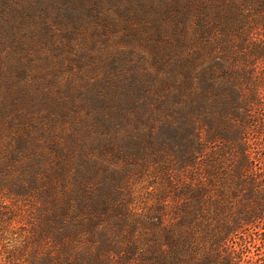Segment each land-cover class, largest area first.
<instances>
[{
	"label": "trees",
	"instance_id": "16d2710c",
	"mask_svg": "<svg viewBox=\"0 0 264 264\" xmlns=\"http://www.w3.org/2000/svg\"><path fill=\"white\" fill-rule=\"evenodd\" d=\"M57 24L69 41L79 33L93 44L106 41V65L119 75L104 78L95 93L74 92L85 94L89 118L76 112L82 101L74 100L77 95L53 106L47 94L40 105L53 108L60 124L52 131L37 102L29 112L19 93L22 79L36 85L38 75L49 76L30 53L38 44L53 47ZM260 24L264 0H0V85L10 94L0 98V194H37L51 206L54 182L65 188L72 182L70 214L58 207L54 216L58 236L66 246L99 241L94 258L81 245L75 261L110 264L107 251L119 230L102 221L117 196V169L144 168L151 158L174 188L180 219L167 227L151 221L156 237L148 254L134 262L120 256L121 264H254L237 260L224 244L234 229L264 220V192L254 187L264 173L251 172L243 138L248 107L264 81L255 76L264 44L252 35ZM232 151L239 162L229 172L223 164ZM11 207L0 198V264H53V252L37 253L53 235V211L39 209L40 229L28 234L25 226L12 228L16 218L9 213L18 208ZM117 207L123 214L127 209ZM121 219L118 229L129 226V234L132 226ZM133 252L127 248L129 259Z\"/></svg>",
	"mask_w": 264,
	"mask_h": 264
},
{
	"label": "rangeland",
	"instance_id": "374dc122",
	"mask_svg": "<svg viewBox=\"0 0 264 264\" xmlns=\"http://www.w3.org/2000/svg\"><path fill=\"white\" fill-rule=\"evenodd\" d=\"M260 22H263L262 19ZM61 27L63 26L58 24L54 25V27L52 26L53 33L57 32V36H59L57 42L53 44V47L47 43L38 44L37 51L30 53L31 59H35L40 70H48L50 72L49 76L43 80L38 75L36 85L32 80L28 81L27 78L20 81L21 90L19 94L22 96L24 103L28 105L29 112L36 101L37 106H40L38 112H42L45 116L44 119L52 126V131L59 129L60 124L57 122V114L53 111V108L50 110L40 105V102L46 98L47 94H51L53 98L52 105L58 106L60 102H65L66 98L69 99L77 95L76 93H79V90L82 88L88 94L91 92L95 93V90L99 89L98 87L105 86L106 82L104 78L110 79L119 75V71L106 65V60L111 55L103 51L102 47H107L106 41H98L95 39V44H93L92 39L87 38L89 36L81 33L76 34L69 41L67 39L68 36H66L69 32L64 33L65 30L60 31ZM252 35L255 40H261L260 42L264 44V25L260 24ZM57 36L53 35V38ZM113 46H116V44ZM31 66L36 70L34 63H31ZM255 76L258 80H263L264 78V57L257 60ZM38 84H41V89L37 87ZM258 88V100L250 103L248 107L249 117L246 122L248 126L244 130L243 138L249 143L248 153L250 155L249 166L251 172H259V174H262L264 173V81L263 83H259ZM43 89H46V91H43L45 95L41 91ZM4 90V87L0 85V98H3V96L10 97L9 92L5 94ZM85 97V94H81L79 96L77 95L74 99L77 102V99L82 98L79 105L80 108L76 109V112L83 118H89L93 111L87 105L82 106ZM26 105L22 106L23 110H25L24 107ZM66 124L69 125V121ZM221 146L217 147L218 150H220L219 147ZM207 150L210 151L211 149L208 148ZM228 158L225 160L223 168L231 172L233 167L238 165L239 158L233 154V151L228 154ZM146 163L144 168L136 166V169L130 171L117 169L120 172L116 177L117 180L115 179L119 183L117 185L118 192H115L117 196L111 201L108 214L103 217L104 221H102L103 226L108 230L115 231L116 228L119 230L113 236L112 247L107 251L110 264H121L120 256L128 261L134 262L141 258L142 253L148 254L156 237L151 233L152 230L149 225L151 221L167 227V225H172L180 219L175 211L181 207V204L173 201L172 193L174 188L166 184L164 169L152 162L151 158ZM199 167L194 173L196 177L201 176L199 174L200 170H198ZM174 176L175 185L180 184L181 181L178 180L175 174ZM185 178L190 180L189 172H187ZM263 178L264 175H259L258 180L260 182L255 183L254 187L264 192ZM95 184L96 182L91 181L90 188H94ZM64 185L63 181L56 180L54 182L53 205L48 203L51 206L46 205L45 199L39 198L37 194L10 198L1 193L0 198L5 199L8 205H12L13 207L11 209L14 210L15 206L18 208L14 212L9 213L10 216H13V218L15 216L16 218L12 228L17 230L21 226H25L27 228L25 232L28 234H30V230L33 232L36 229H40L42 218L40 210L44 212L53 211V235H47L45 241L40 244L41 247L37 253L46 254L49 251L53 252V264H82L79 260L75 261L77 258L74 252L82 245L83 252L91 258H94V251L97 249L95 247L99 244V241L95 243L96 246L92 243V249L86 243L80 245L76 244L77 242L75 241L72 246H66L62 243L61 238L58 236L59 227L54 216L55 213L60 212L58 207L63 208V211L60 213L70 214L71 208H68V201L73 198V195L69 191H72L75 187L72 182L66 184L67 188ZM80 192L81 190L79 189V194ZM73 200L75 203V199ZM232 200V205L237 202L235 199ZM119 205L127 207L124 210V214L118 211L117 206ZM236 206L238 205L235 204L234 207ZM67 210H69L68 213ZM121 217H125L127 223L132 226L129 234V226L124 229H118L116 223L118 220L120 222L123 220ZM31 236V240H33L34 235L32 233ZM109 236V234H106L108 242L111 239V237L109 239ZM158 236L162 240L165 239L162 234ZM262 236H264V220H254L250 224L241 225L228 234L224 244L226 246L225 249L233 253L237 260L241 259L243 263L252 260L254 264H263L264 242L262 241ZM86 237L87 235L83 236V242L87 241ZM35 238L36 236L34 237V244L39 245ZM196 238L197 236L194 238V247L200 245L199 239ZM130 246L134 248V252L131 255L132 258L129 259L130 254L126 253V251ZM23 260H26V257ZM83 263L88 264L87 260Z\"/></svg>",
	"mask_w": 264,
	"mask_h": 264
}]
</instances>
